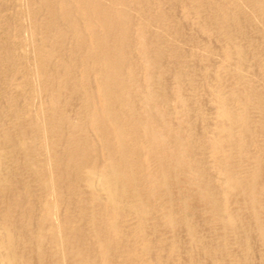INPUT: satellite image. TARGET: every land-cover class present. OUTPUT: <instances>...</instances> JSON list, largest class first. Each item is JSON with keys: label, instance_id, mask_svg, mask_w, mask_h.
Masks as SVG:
<instances>
[{"label": "bare ground", "instance_id": "bare-ground-1", "mask_svg": "<svg viewBox=\"0 0 264 264\" xmlns=\"http://www.w3.org/2000/svg\"><path fill=\"white\" fill-rule=\"evenodd\" d=\"M0 264H264V0H0Z\"/></svg>", "mask_w": 264, "mask_h": 264}]
</instances>
